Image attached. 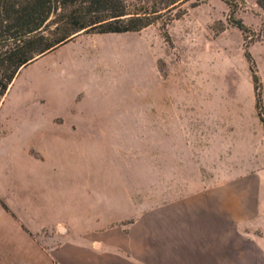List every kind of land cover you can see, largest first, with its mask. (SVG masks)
Wrapping results in <instances>:
<instances>
[{
	"label": "rangeland",
	"instance_id": "1",
	"mask_svg": "<svg viewBox=\"0 0 264 264\" xmlns=\"http://www.w3.org/2000/svg\"><path fill=\"white\" fill-rule=\"evenodd\" d=\"M179 11L139 32L81 34L92 39L87 63L57 53L21 70L0 103V186L25 167L34 184L47 180L60 227L92 226V264L139 254L167 264L166 217L199 193L223 209L219 229L232 230L228 213L240 208L241 232L264 249V124L245 56L247 43L264 105V11L239 3L234 17L252 31L247 41L223 0H189ZM89 84L92 103L78 89ZM30 148L45 161L32 160ZM60 231L48 232L49 250L70 256Z\"/></svg>",
	"mask_w": 264,
	"mask_h": 264
},
{
	"label": "crops",
	"instance_id": "2",
	"mask_svg": "<svg viewBox=\"0 0 264 264\" xmlns=\"http://www.w3.org/2000/svg\"><path fill=\"white\" fill-rule=\"evenodd\" d=\"M253 1L257 3L258 0ZM83 38V35L78 36L73 41L39 58L28 67L36 66L42 60L64 51L72 54L78 63H87L85 56L88 51L84 50L83 47L85 43L92 44V39L87 41ZM60 70L65 72L66 79L68 66L63 65ZM53 72V68L47 70L49 75H53ZM78 89H85L92 103V84ZM85 114L84 111L71 113L74 117H83ZM33 152L41 153L37 149L30 148L28 156L32 160L35 159L38 163L45 161L36 158L32 154ZM42 156L44 157L43 154ZM33 174L31 168L25 167L21 170L22 177H16L7 186H0L1 263L92 264V250L87 243L88 240L92 241V226H89L88 230L60 227L61 224H65L66 220L64 215L59 213L58 207L51 208L49 206L48 181H43V177H41L40 181L36 179L38 182L34 184ZM203 196H206V193H199L195 196L185 195L180 198L183 205L171 210L166 217L168 219L167 239L164 240L169 247L167 264H264L262 243L257 241L254 233L241 232V209L237 207L228 213L229 220L232 221V230L219 229L218 221L224 215V211L217 205L210 207L204 203ZM248 214L247 212L243 213L246 221L249 220ZM74 222L80 223V221ZM133 228L132 225L131 230ZM55 229L61 230L60 233L63 235L62 247L63 249L64 247L71 248L73 250L72 255L65 256L59 254L62 253L61 251L54 253L49 250L48 232ZM262 232L264 233V228H262ZM102 233L105 234L106 238L108 237L107 230ZM124 236L127 239L124 241L132 240L133 233L130 231ZM99 246L102 247L101 244ZM121 247L124 248V246ZM116 252L120 253L119 251ZM120 257L125 260L126 264H149V261L142 254L130 256L131 258ZM161 261L159 259L160 263ZM162 262L166 263L165 261Z\"/></svg>",
	"mask_w": 264,
	"mask_h": 264
},
{
	"label": "trees",
	"instance_id": "3",
	"mask_svg": "<svg viewBox=\"0 0 264 264\" xmlns=\"http://www.w3.org/2000/svg\"><path fill=\"white\" fill-rule=\"evenodd\" d=\"M189 0H0V103L20 71L39 58L73 41L81 34H124L139 32L167 17L171 22L182 15ZM231 9L230 22L251 33L242 20L234 17L239 3L223 0ZM257 5L264 11V0ZM251 64L256 106L264 124L262 84L255 62Z\"/></svg>",
	"mask_w": 264,
	"mask_h": 264
}]
</instances>
